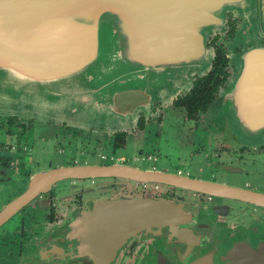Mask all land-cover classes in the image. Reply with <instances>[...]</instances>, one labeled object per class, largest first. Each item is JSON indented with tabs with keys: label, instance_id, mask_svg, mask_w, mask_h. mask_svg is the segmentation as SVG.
<instances>
[{
	"label": "water",
	"instance_id": "obj_1",
	"mask_svg": "<svg viewBox=\"0 0 264 264\" xmlns=\"http://www.w3.org/2000/svg\"><path fill=\"white\" fill-rule=\"evenodd\" d=\"M229 13L244 19L235 37L243 51L232 57L239 73L230 82L238 122L249 139L262 142L264 0H0V118L19 114L70 123L69 117L87 114L91 125H132L153 109L158 93L172 100L211 68L215 50L208 40L227 27ZM104 175L264 203L262 192L162 170L63 165L36 174L0 211V227L60 180ZM182 218L181 207L171 200H99L73 226L78 243L61 252L110 264L132 237L179 225ZM245 257L244 264H264V245Z\"/></svg>",
	"mask_w": 264,
	"mask_h": 264
},
{
	"label": "flooded vegetation",
	"instance_id": "obj_2",
	"mask_svg": "<svg viewBox=\"0 0 264 264\" xmlns=\"http://www.w3.org/2000/svg\"><path fill=\"white\" fill-rule=\"evenodd\" d=\"M243 22L242 17L229 13L227 27L208 40L215 50L211 68L202 76L196 75L188 92L180 91L172 100L159 93L153 109L141 113L131 129L95 132L93 129H74L62 123L61 128L52 134L58 140L62 129L65 136L58 151L72 154L62 165L50 164L48 169L33 170L27 160L35 142L29 141L28 135L33 133L35 121H26L19 116L0 120V197L22 182L26 183L25 192L36 174L63 165H122L162 170L183 178L209 180L264 193V141L253 145L242 143L236 137L232 120L238 121L240 115L230 82L239 73V66L232 57L243 51L244 45L235 42ZM249 34L261 36L252 30ZM216 102L219 105L214 108ZM170 107L182 116L190 133L195 134L190 158H202L207 162V167H199L198 174L182 167L133 165L124 155L110 156L104 151L103 148L111 147L115 152L129 146L130 140L134 139L139 147L136 160H156V154L145 153L144 147L151 145L159 135L155 125H162L166 109ZM36 137L37 134L33 140ZM99 149H102L100 160L94 155ZM252 173L259 178L258 182L247 179L252 177ZM66 181L70 185L59 186L61 194H56L54 187ZM70 187L78 190L67 194ZM148 196L171 200L179 205L183 213L182 222L132 237L117 251L110 264H194L200 260L204 261L203 264H244L242 260L246 258V251L264 245L262 202L176 184L104 175L60 180L30 200L0 227V264H95L89 259L61 252L62 248L66 252L70 244L78 243L76 239L73 241L72 229L79 216L99 200L117 202ZM38 198L41 199L37 201ZM13 199L6 197L1 203L2 209ZM30 204L32 206L27 208Z\"/></svg>",
	"mask_w": 264,
	"mask_h": 264
},
{
	"label": "rangeland",
	"instance_id": "obj_3",
	"mask_svg": "<svg viewBox=\"0 0 264 264\" xmlns=\"http://www.w3.org/2000/svg\"><path fill=\"white\" fill-rule=\"evenodd\" d=\"M240 44H243L240 42ZM184 91V90H180ZM185 92V91H184ZM159 94V93H158ZM162 95V94H161ZM164 96V95H163ZM167 97L169 100V96ZM174 98V97H173ZM156 100V99H155ZM214 108H217L214 106ZM147 113V112H142ZM173 114V115H172ZM141 115V114H140ZM139 115V116H140ZM13 116H19L22 119L33 120L35 121V125L33 127V133L29 137V141L35 142L34 149H32L31 157L27 160L29 164V167H32L33 170L36 169H48L50 164H53V166H57L59 164H63L66 160H68L72 154L67 152H61L58 151L59 148H62L59 143L63 141V137L65 136L63 130L61 129L62 134L59 136L60 138L57 140L53 137V132H55L59 127L61 128L62 123H67L68 126L89 131L93 129L95 132L105 131V132H114L118 129H125L120 128L123 126H126L125 130L131 129L135 123H124L122 126L120 124H109V126L104 125H98V122H95L93 125H91L89 122L86 123L85 118H88V115L86 114L85 117H81L77 119V117H69L70 123L68 121H64L57 118H39V117H24L20 116L19 114L13 115ZM11 117V116H9ZM8 117H1L0 120H4ZM139 118V117H138ZM233 120V126L236 131V137L238 140H240L242 143L253 145L255 144L251 139L246 136L248 133L244 128H242L239 125V122L237 119ZM49 121H52L53 123H48ZM88 121V120H87ZM137 122V121H136ZM131 125V126H130ZM187 123L183 120L181 115H178L174 110L173 107H170L166 109V116L165 121L162 123V125H155V129L158 128L159 135L155 138V140L152 142L151 145H148L144 147L145 153H155L157 156L156 160H136V156L139 153V147L137 144V140L131 139L129 146L125 148H119L115 152L114 150L109 148H103L108 155L115 156H121L124 155L126 158H128V161L130 164L133 165H139L142 167H154L155 165L157 167H168L173 169L174 167H182L183 169H189L192 173L198 174L199 167H207L206 161H203L202 158L193 159L190 158L189 152L193 149V142H195V134L190 133ZM35 134H37V137L33 140ZM44 137V139H41ZM54 139L55 141L51 140ZM106 140V139H105ZM60 141V142H58ZM263 142V141H262ZM100 150L95 152V157H97L98 160H100ZM38 167V168H37ZM250 167H248L249 169ZM213 169V168H211ZM254 172L257 171V169L252 168ZM253 182H258L259 178L255 176V173H252L251 178H247ZM85 184V183H83ZM69 182H61L57 187H54L53 191L56 192V194H61L60 188L69 186ZM61 186V187H59ZM26 189V183L22 182L19 183L13 187H11L8 191H5L4 196L0 197V210L2 209L1 203L8 197L9 199H13L17 195H19L21 192H23ZM78 190L77 187H70V189H67V194L75 193L76 190ZM63 194H66L65 191H63ZM41 199L38 198L37 201ZM36 201V202H37ZM6 203V202H4ZM3 203V204H4ZM32 204L27 206V208H30ZM40 220L43 219L42 214L39 215Z\"/></svg>",
	"mask_w": 264,
	"mask_h": 264
},
{
	"label": "trees",
	"instance_id": "obj_4",
	"mask_svg": "<svg viewBox=\"0 0 264 264\" xmlns=\"http://www.w3.org/2000/svg\"><path fill=\"white\" fill-rule=\"evenodd\" d=\"M209 78H211V76L209 75ZM205 79V78H204Z\"/></svg>",
	"mask_w": 264,
	"mask_h": 264
}]
</instances>
